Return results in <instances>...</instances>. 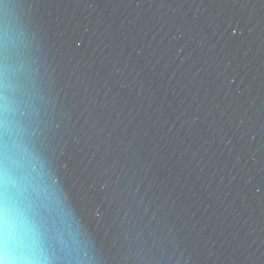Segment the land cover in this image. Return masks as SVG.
<instances>
[{
	"label": "water",
	"instance_id": "95a60500",
	"mask_svg": "<svg viewBox=\"0 0 264 264\" xmlns=\"http://www.w3.org/2000/svg\"><path fill=\"white\" fill-rule=\"evenodd\" d=\"M4 55L92 264H264V0H0Z\"/></svg>",
	"mask_w": 264,
	"mask_h": 264
},
{
	"label": "clouds",
	"instance_id": "9594fccd",
	"mask_svg": "<svg viewBox=\"0 0 264 264\" xmlns=\"http://www.w3.org/2000/svg\"><path fill=\"white\" fill-rule=\"evenodd\" d=\"M26 95L24 63L0 57V264H92L86 229L26 126Z\"/></svg>",
	"mask_w": 264,
	"mask_h": 264
}]
</instances>
